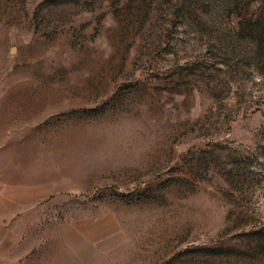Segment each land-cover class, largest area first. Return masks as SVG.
Returning a JSON list of instances; mask_svg holds the SVG:
<instances>
[{"label": "rangeland", "instance_id": "rangeland-1", "mask_svg": "<svg viewBox=\"0 0 264 264\" xmlns=\"http://www.w3.org/2000/svg\"><path fill=\"white\" fill-rule=\"evenodd\" d=\"M1 214L3 264H264V0H0Z\"/></svg>", "mask_w": 264, "mask_h": 264}, {"label": "crops", "instance_id": "crops-1", "mask_svg": "<svg viewBox=\"0 0 264 264\" xmlns=\"http://www.w3.org/2000/svg\"><path fill=\"white\" fill-rule=\"evenodd\" d=\"M7 217H8V216H3V217H2V214H1L0 219L3 221V223H5V222H4V218H7ZM6 223H8V222H6ZM10 227H11V228H10V231H11L12 236H13V233H14V222H13V220H12V223H11ZM0 257H3V256L0 254ZM6 258H8V257H6ZM3 259H4V258H1V260H3ZM1 260H0V264H3L4 261H1Z\"/></svg>", "mask_w": 264, "mask_h": 264}]
</instances>
